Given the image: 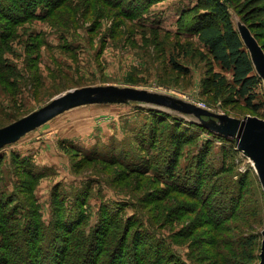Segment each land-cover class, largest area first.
Returning <instances> with one entry per match:
<instances>
[{"label": "rangeland", "instance_id": "374dc122", "mask_svg": "<svg viewBox=\"0 0 264 264\" xmlns=\"http://www.w3.org/2000/svg\"><path fill=\"white\" fill-rule=\"evenodd\" d=\"M110 1L114 3L55 0L57 7L45 16L50 0H12L13 5L0 0V128L62 94L100 86L146 91L234 119L264 120V76L254 60L255 51L264 56V31L250 28L231 8L234 26L253 59L254 74L261 79L254 90V103L261 105V111L254 115L245 110L244 100L227 102L225 89L210 91L206 84L214 72L200 57L203 44L188 35L193 16L185 17L179 26L182 13L198 0ZM32 12L36 18L30 16ZM137 12L141 19L135 17ZM174 63L188 73L177 71ZM215 71L222 70L216 66ZM222 73L232 81L230 72ZM201 119L221 122L212 116L199 118L135 101L76 107L0 150V197L15 200L18 186L22 197L32 199L28 218L38 219L32 228L39 223V246L45 256L42 264H52L59 249L44 252L52 229L43 227L41 220L48 226L53 222V231L63 223L76 228L82 212L88 218L74 232L88 243L94 242V236L102 239L106 234L110 222L103 224L101 235L91 234V230L100 214H109L116 227L114 244L122 234L123 221L133 220V230L141 231L139 243L145 248L156 245L151 256L155 250L167 254L165 264H241V244L251 237L261 264L264 184L255 160L240 149L236 139L235 144L229 143L208 131ZM178 142L184 147L175 182L165 177V166L178 153ZM15 159L19 161L15 163ZM197 161L202 164V183L198 174H190L198 168ZM29 167L39 175L35 182L27 183ZM135 167L145 170L136 172ZM228 167L215 182L213 171ZM177 176H186L187 182L181 183ZM170 189L176 191L164 197L162 190ZM191 193L196 196L188 195ZM8 205L4 203L2 208L11 209ZM155 207L161 220L155 218ZM139 209L168 243L154 242L147 225L141 224ZM168 215L170 219L164 222ZM12 224L19 226L20 222L9 227ZM216 227L221 229L219 239L213 234ZM32 228L28 232L13 228V240L27 243ZM60 229L63 231L62 226ZM133 232L126 240V260L133 256ZM64 236L63 232L61 238Z\"/></svg>", "mask_w": 264, "mask_h": 264}, {"label": "trees", "instance_id": "16d2710c", "mask_svg": "<svg viewBox=\"0 0 264 264\" xmlns=\"http://www.w3.org/2000/svg\"><path fill=\"white\" fill-rule=\"evenodd\" d=\"M11 1L12 0H6L5 4L13 5ZM107 1H109V4L114 3L110 0ZM55 5V0H50L49 3H46L45 9H47V12L45 16L51 14L52 10L57 7V5ZM231 8L235 9L238 15L242 17V20L250 25V28L256 31H264V0H198L193 8L182 13L179 26H183L182 21L185 19V17L189 15L193 16L194 23L193 26L189 28L188 35H191L194 38H198L205 48L203 52H200V57L204 62H206V65H209V71L214 72L206 83L210 91L217 90L221 92L222 89H225L228 92V97L226 99L227 102L228 99L230 101H233V98L242 99L245 102V110H248L254 115H260L261 105L254 103L256 101V94L254 93V90L255 87L261 82V79L259 78V76L254 74L255 66L253 63V59L250 53L245 49L244 42L234 26ZM138 14L139 12L136 13L135 17L141 19L142 17H140ZM36 15L37 14L35 12H32L30 14V16L34 18H36ZM139 21L141 22L142 20ZM150 28L159 30V28L155 26H151ZM216 66L219 67L222 71L230 72L232 81H228L222 71H215ZM174 68L179 72L188 73V70L186 68L177 63H174ZM216 136L219 139L228 141L229 143H236L234 139H227L220 135ZM177 144L178 153L176 152V154H172V158H169L170 161L168 162L167 166H165V177H167V180L172 179L171 181L175 180V182H177V179L175 177L178 170L177 166L181 158L180 154L182 153L184 147L181 142H178ZM17 161L19 160L15 159V163ZM1 163L2 159H0V165ZM195 165H197L198 168H193L190 174H198L197 179H199L198 177H200L199 180L202 183L203 178L202 176H200L203 173L202 164L200 163V161H197ZM230 168L231 167H228L221 171L214 170V179H216L214 181L217 182L218 178H220V175L224 172V170H229ZM132 169L136 172H142V170H145L144 167H135ZM37 174L38 173L32 171L31 168L30 171H26L25 175L28 180L27 183L35 182L34 180L39 177V175ZM177 178L180 179L181 183L184 184L188 179L186 178V176H181V178L177 176ZM172 187H174L175 189V185H173ZM171 191L176 190H162V192H164V195H166L164 197L167 198V195L171 194ZM184 191L186 190L184 189ZM20 192L22 191H20L19 187L15 186V200L12 201L10 200V198H4V196L0 197V250L2 251L1 253L3 255L0 258V264H42V260L45 258V256H41V253H43V251L39 246V223L34 230L32 228L38 222V219H36L34 222L32 219L28 218V216L32 212V210L29 208L32 199L28 195L26 196L27 199L22 197L20 195ZM23 193H25V190H23ZM188 195L196 196L193 193ZM54 198H56V195L54 196ZM16 200L19 201L17 205L14 204ZM4 203H8L11 206V209L2 208ZM78 204L81 203L78 202ZM85 205L86 203L84 202V204L82 205V209ZM197 207L198 206L195 205L194 210ZM155 209H157V207H155L154 210ZM100 211L103 210L100 209ZM154 212L156 213L155 218H158L157 220H161L162 217L157 213V210H155ZM38 214V216H42L39 212ZM62 214L64 215V212L58 214L60 219V215ZM73 214L74 212L71 213L70 216H72ZM82 214L84 216L82 215V218H80V220L77 222V224L75 225L76 228L82 226L83 221L86 222V218H88V215H86L85 212H82ZM138 214L143 220V223L141 224L147 225V232L151 233L154 242L162 240L164 244L168 243L167 238L164 235H162L163 237H160V235H158L159 232L154 227V225L156 226V224H153L152 221L150 223H147V221L145 220L146 213H144V211L139 209ZM55 216L56 215H54V218ZM106 216L107 218L105 219ZM108 216L111 215L100 214L99 223L91 230V234L95 233V235H101V227L103 226V224H108L110 222V225L106 230V234L102 239H99L100 237L98 238L97 236H94V242L89 243L88 240H84L80 237V235H77L74 232V229L76 228H67L68 226L66 225L68 223L65 225L64 223L63 225L60 224L59 227L61 228L62 226L63 231L59 227L57 228V231H55V229L53 231V222L50 224V226H48L44 221L41 220V224L43 227L52 229L48 242L45 244L44 252L47 251L51 253L54 248L59 249L58 254L54 255L52 264H165L167 262V254L162 255L163 253L159 250H155V255L151 256V254H153V250L156 248V245L152 243L153 245H148L147 248H145L146 246L144 247V245H142L143 243H139V233H141V231L139 229L133 230V220L130 221L128 219L123 221L124 227L122 234L114 244L113 240L116 233V231H114V228L116 227H113V225H111V221L114 217ZM168 218L170 219L169 215L165 217L164 222H166ZM208 218L211 219L209 214ZM12 222H20V224L19 226H14L15 224H12L13 227H9L10 223ZM211 223L212 222H210L209 224ZM17 227H19L22 232H28L32 228V231L28 233L31 240H29L27 243H25L23 240H13V232L11 231L13 228L16 229ZM213 230L215 231H213V234L219 239L221 229L219 227H216L213 228ZM132 231H134L133 236L135 238L132 252L133 256H129V258H127L126 260L124 249L127 244L126 240L129 234L132 233ZM63 232L66 233V236L61 238ZM78 233L80 234V231H78ZM95 241H99V244H96ZM255 246L257 247L253 240V237L241 244L242 251L240 253V256H238L239 263L258 264L259 256L255 255ZM88 247L91 248L89 249ZM168 247L169 246H166V248ZM110 250L111 253L109 254V256H104ZM17 251L18 253H16ZM170 254L175 259H180L179 256H177L174 252H170Z\"/></svg>", "mask_w": 264, "mask_h": 264}, {"label": "water", "instance_id": "95a60500", "mask_svg": "<svg viewBox=\"0 0 264 264\" xmlns=\"http://www.w3.org/2000/svg\"><path fill=\"white\" fill-rule=\"evenodd\" d=\"M255 53L256 59L254 57V60H257L256 64L264 76V56L261 52L255 51ZM131 101L161 108L166 107L186 114H196L199 118L212 116V118L219 119L221 121L220 124L201 120L202 125L206 129L227 139H236L240 149L253 156L264 184V120L255 117L239 120L226 115H215L188 103L179 102L177 104L160 95L130 88L120 89L115 86L86 87L72 90L54 98L47 106L6 127L0 128V150L16 143L25 135L76 107L87 104L125 103ZM261 259V264H264V240Z\"/></svg>", "mask_w": 264, "mask_h": 264}]
</instances>
